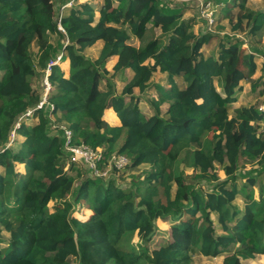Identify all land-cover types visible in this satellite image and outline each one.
Segmentation results:
<instances>
[{
    "label": "trees",
    "instance_id": "trees-1",
    "mask_svg": "<svg viewBox=\"0 0 264 264\" xmlns=\"http://www.w3.org/2000/svg\"><path fill=\"white\" fill-rule=\"evenodd\" d=\"M211 1L225 16L214 31L195 33V17H183L191 4L181 2L102 0L96 17L85 1L0 0V230L8 234L0 237V264H191L195 254L242 264L264 254V111L255 104L229 111L241 82L257 70L255 57L264 58V10H252L248 0ZM242 31L259 45L244 52L234 34ZM98 40L92 58L85 49ZM58 54L59 62L68 60V75L51 65L53 107L35 108L42 88L34 83ZM156 71L167 87L152 82ZM116 79L124 82L120 90ZM250 85L264 95L263 75ZM149 86L155 97L146 115L139 94ZM108 106L118 125L103 118ZM28 109L35 121L19 122L14 146L11 131ZM54 121L67 124L74 143L100 147L105 158L126 155L129 169L144 166L142 179L121 187L67 164ZM157 219H170L173 233L149 249Z\"/></svg>",
    "mask_w": 264,
    "mask_h": 264
},
{
    "label": "rangeland",
    "instance_id": "rangeland-1",
    "mask_svg": "<svg viewBox=\"0 0 264 264\" xmlns=\"http://www.w3.org/2000/svg\"><path fill=\"white\" fill-rule=\"evenodd\" d=\"M77 1V0H76ZM80 2V1H78ZM247 5L254 11H263L264 10V1L263 0H248L247 1ZM191 10L190 13H193V15L197 16V20H201L198 17V10L196 8V6H194L193 4L190 5ZM67 9V8H66ZM225 10V9H222ZM235 11L232 13L237 12V9H234ZM62 12H65V9L61 10ZM219 12V13H218ZM217 14H218V18H217ZM220 17V11L219 9H217L216 13H215V21L217 19H219ZM203 21V20H201ZM204 22V21H203ZM223 23H226V21L224 20ZM228 27V26H227ZM206 29V24L205 22L203 23V27L198 26V29ZM228 30V29H226ZM246 31V29H245ZM242 31L240 32L241 34L237 37H240L239 39H241V41L243 43H245L244 45H242V50L244 52L248 51V47L250 46V44H254L256 42V38H252L248 35L247 32ZM130 36V35H129ZM135 39V38H134ZM133 38L132 40H130L131 43H133V41H135ZM261 43L260 46L263 50H264V37H262L260 39ZM217 40L213 39L208 45H204L202 47V51L205 55L211 54L216 46ZM246 45V46H245ZM259 45V44H257ZM32 50L36 51V44L35 42L32 43ZM89 56L94 55V51L92 50V52H90V54H87ZM256 60V64H257V70L255 71V73L251 76V78L249 80H245L241 82L242 88L243 90L241 91V93L239 94V97L237 99V101L235 103H233L231 105L230 108V113H232L233 105H248V104H255L257 105V107L264 105V95H260L259 94V90L260 87H255L252 88L250 85V82L256 78H258L259 76L263 75V71L261 70V66L264 63V59L262 56H256L255 57ZM176 79V83L178 84L179 87H183L184 82L183 79L181 77V75H177L175 77ZM152 82L155 83H161V84H166L165 81V77L162 76L161 74L155 73L153 74L152 77ZM41 84V88H42V79L39 80L38 82L34 83V87L38 88ZM135 94H139L137 92V90H135ZM140 95V101H139V107L141 109V111L145 112V113H149L151 111L150 109V104L148 102V100L152 99L155 95L154 90L152 87L149 86V88L147 90L144 91V93L139 94ZM166 108V104H163L160 108L161 112H164ZM54 120V118H53ZM26 123H32L35 121L34 117H28L27 119L24 120ZM54 123L56 124H66L65 122H57L54 121ZM13 145L15 146L19 141L20 138L17 136H14L13 138ZM10 143V142H9ZM15 169L17 171H22L23 167L21 164H16L15 165ZM144 166H140L138 168H134V169H129L126 166L124 168H122L119 171L116 172H112L108 178H106L105 180L112 178L119 186L121 187H126L127 185H129L130 183H136L135 178L138 179H142L143 174H144ZM0 172H3V168L0 167ZM186 173H190L189 169H185ZM218 175L220 178L224 177V174L221 170L218 171ZM174 187L172 188V191H174ZM160 196L162 197V193L160 194ZM242 197L238 196V198L236 199V203L241 207L242 206ZM52 205V204H50ZM52 207V206H51ZM83 212V210H82ZM78 217L81 218V216L79 215ZM187 216H184V218H186ZM172 221L170 219L167 220H163V219H157L156 224L158 226V230L156 231V233L154 234V236L152 237V239L149 241L148 243V247L149 249L155 248L159 245L165 244L167 241L170 240L171 238V229H170V225H171ZM8 236L7 232L0 230V237H2L3 239H5ZM136 235L133 236L132 241H136ZM4 243L0 242V246H2ZM222 259L223 256H218V257H205V256H201L199 254H195L191 264H222ZM242 264H261L262 262H264V254H257L255 255L254 258L252 259H246V260H241Z\"/></svg>",
    "mask_w": 264,
    "mask_h": 264
},
{
    "label": "built area",
    "instance_id": "built-area-1",
    "mask_svg": "<svg viewBox=\"0 0 264 264\" xmlns=\"http://www.w3.org/2000/svg\"><path fill=\"white\" fill-rule=\"evenodd\" d=\"M170 2H181L186 4H193L198 10V17L203 20L206 24L207 31H214L213 24L215 22V13L220 6L211 0H167ZM58 28L62 30L61 26L58 24ZM245 43H243L244 45ZM246 46V45H245ZM61 54H58L54 60H50L44 70V75L42 77V95L41 99L36 104L35 108H40L43 105L48 106L52 109L53 105L47 101V95L51 89L50 83L48 81V74L50 72V67L53 64L59 63ZM264 76V73H263ZM258 109L264 111V105L258 107ZM32 109H28L22 114L14 124L13 130L10 134V141L13 140L15 136V128L18 127L19 122L22 119H27L32 116ZM53 128H58L62 131V136L64 139L63 147L67 152V164L73 163L86 167L90 170V173L94 177H100L106 179L112 172H116L124 168L129 160L126 155L123 154H111L108 158H105L103 150L100 147L92 148L86 144H76L73 141V132L67 126V124H56L52 125Z\"/></svg>",
    "mask_w": 264,
    "mask_h": 264
},
{
    "label": "crops",
    "instance_id": "crops-1",
    "mask_svg": "<svg viewBox=\"0 0 264 264\" xmlns=\"http://www.w3.org/2000/svg\"><path fill=\"white\" fill-rule=\"evenodd\" d=\"M77 1H80V2H82V1H85V2H88L93 8H94V10H95V16L97 17L98 16V9L100 8V6H101V4H102V0H77ZM69 5L70 4H67L66 5V7L65 8H67V7H69ZM188 5H186V8L184 9V12H183V17H195V24L193 25V30H194V32L195 33H197L198 31H203V29H198V26H201V27H203V21H201V20H197V16H195V15H193V13H190V10H191V7L189 8V7H187ZM248 6V5H247ZM249 7V6H248ZM222 9H224V8H221L219 11H220V17H224L225 16V10H222ZM234 9H237V7H232L231 8V10H230V12L232 13V12H234L235 10ZM66 10V9H65ZM237 11V10H236ZM219 13V12H218ZM236 13V12H235ZM235 13H232V14H235ZM219 17V18H220ZM217 18H218V14H217ZM226 21V23H223V21ZM220 25H222L223 26V28H224V31L226 32V31H229V24H228V19L225 17V18H223L222 20H221V22H220ZM228 26V27H227ZM226 29H228V30H226ZM159 32V30L158 29H156V33H158ZM234 34L236 35V36H239L241 33H238V32H234ZM130 36H129V39L127 40V42L129 43V44H131V45H133V46H135V47H137L138 45H139V41H138V39L134 36V35H132V34H129ZM132 38L135 40V41H133V43H131L130 42V40H132ZM102 41L101 40H98L97 42H95V44H93L91 47H89V48H86L85 49V53L86 54H90V52H92V50L94 51V55H92V56H90V57H92V58H95V57H97V55H98V52H99V50H100V48H101V46H102ZM89 56V55H88ZM264 59V58H263ZM116 60H117V56H112L108 61H107V63H106V68L108 69V70H111L112 69V66H113V64L116 62ZM58 65L60 66V68L62 69V71H63V73H64V75L65 76H67L68 75V69H69V65H68V60L66 59V60H64V61H62V62H59L58 63ZM155 73H158V74H161L162 76H164L165 77V75L164 74H162V73H160V72H158V71H156ZM154 73V74H155ZM125 76L127 77V78H130L131 76H132V70L131 69H125ZM153 77V76H152ZM176 77V76H175ZM175 77H174V80L176 81V79H175ZM161 84V83H160ZM124 85V82L123 81H120V80H115V86H116V88H117V90H120L121 88H122V86ZM163 85V84H162ZM163 86H165V87H167L168 85L167 84H164ZM136 90V89H135ZM154 90V89H153ZM243 90V89H242ZM155 93V92H154ZM154 97H155V95H154ZM241 105H243V104H240V105H238V106H236V105H233V108H237V107H239V106H241ZM143 112V111H142ZM145 113V112H144ZM151 113V111L149 112V113H145L146 115H149ZM103 118L108 122V123H110V124H112V125H118L119 124V120H118V118L116 117V115H115V113H114V111L112 110V108L110 107V106H108V107H106L105 108V110H104V112H103ZM22 167H23V165H22ZM24 170V169H23ZM23 170L21 171V172H23Z\"/></svg>",
    "mask_w": 264,
    "mask_h": 264
},
{
    "label": "clouds",
    "instance_id": "clouds-1",
    "mask_svg": "<svg viewBox=\"0 0 264 264\" xmlns=\"http://www.w3.org/2000/svg\"><path fill=\"white\" fill-rule=\"evenodd\" d=\"M58 64V63H57ZM25 120V119H24Z\"/></svg>",
    "mask_w": 264,
    "mask_h": 264
}]
</instances>
